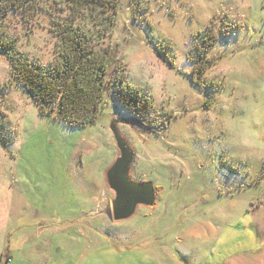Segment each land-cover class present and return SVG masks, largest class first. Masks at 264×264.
<instances>
[{
	"label": "rangeland",
	"instance_id": "374dc122",
	"mask_svg": "<svg viewBox=\"0 0 264 264\" xmlns=\"http://www.w3.org/2000/svg\"><path fill=\"white\" fill-rule=\"evenodd\" d=\"M62 2L35 0L5 16L31 60H53L51 19L67 13ZM147 2L134 19L120 0L93 125L42 116L0 52V264L32 260L47 239L62 241L61 264H264V0ZM209 29L212 64L200 88L186 56L204 61ZM116 65L143 90L138 108L117 100ZM112 124L135 153L131 177L155 194L119 221L106 179L121 154ZM20 240L26 254L12 252Z\"/></svg>",
	"mask_w": 264,
	"mask_h": 264
},
{
	"label": "trees",
	"instance_id": "16d2710c",
	"mask_svg": "<svg viewBox=\"0 0 264 264\" xmlns=\"http://www.w3.org/2000/svg\"><path fill=\"white\" fill-rule=\"evenodd\" d=\"M142 1L129 0L134 19L137 10L148 9V2L141 6ZM34 2L0 0V52L10 62L13 81L32 97L42 116L53 117L69 128L93 125L104 103L107 74L114 53L108 38L117 23L120 0H63L59 9L67 10V13L53 15L51 19L56 42L53 60L48 65L20 52L17 38L8 33L5 24V16L25 10ZM209 30L202 40L204 56L200 59L204 61L198 65L190 54L186 56L193 64L192 82L200 88L205 87L204 76L212 64L207 56L214 46L215 36L214 29ZM158 53L174 66V60L168 54L160 50ZM115 74V85L119 89L117 100L127 109L131 105L138 108L139 101L142 104L143 90L127 81L123 66L116 65ZM145 99L149 103V98Z\"/></svg>",
	"mask_w": 264,
	"mask_h": 264
},
{
	"label": "water",
	"instance_id": "95a60500",
	"mask_svg": "<svg viewBox=\"0 0 264 264\" xmlns=\"http://www.w3.org/2000/svg\"><path fill=\"white\" fill-rule=\"evenodd\" d=\"M119 157L107 170L109 187L115 192L112 200V215L115 221L131 217L138 205L151 206L155 202L154 188L150 182H136L130 176L135 161V153L131 146L120 135L115 124L111 125Z\"/></svg>",
	"mask_w": 264,
	"mask_h": 264
},
{
	"label": "crops",
	"instance_id": "0c3cea01",
	"mask_svg": "<svg viewBox=\"0 0 264 264\" xmlns=\"http://www.w3.org/2000/svg\"><path fill=\"white\" fill-rule=\"evenodd\" d=\"M130 176H131V172H130ZM106 179H107V177H106ZM136 182H138V181H136ZM107 184H108V182H107ZM108 187H109V185H108ZM109 189H111V188L109 187ZM54 233H56V234L62 233V230L61 229H58V230L55 229ZM87 239H85V240H87ZM80 241H83V239H81ZM40 244H42L44 246L43 247L40 246L37 249H33L30 253V255H34L35 257L32 258V260H27L26 258H24V256H22V258L20 260V264H61L60 263L61 260L57 259V257H56L58 250L61 249V245H62L61 240L57 241L56 239H47V240H45L44 243H40ZM51 245H54L52 250H50L48 248ZM26 247H27V241L26 240H20V242L14 243V247L12 249V252L14 254H18L19 252H24L26 254ZM27 255H29V254H27ZM7 258L8 259H7V262L5 261L6 262L5 264H11L14 260L11 255L10 256L8 255ZM1 263H2V261H1Z\"/></svg>",
	"mask_w": 264,
	"mask_h": 264
}]
</instances>
